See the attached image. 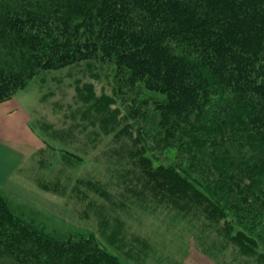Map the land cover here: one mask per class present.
<instances>
[{"label":"trees","instance_id":"16d2710c","mask_svg":"<svg viewBox=\"0 0 264 264\" xmlns=\"http://www.w3.org/2000/svg\"><path fill=\"white\" fill-rule=\"evenodd\" d=\"M85 61L114 65L130 104L122 129L105 130L117 145L108 163L133 166L137 196L224 221L242 257L264 252V0H0V103ZM0 264L123 263L93 235L22 219L0 195Z\"/></svg>","mask_w":264,"mask_h":264},{"label":"rangeland","instance_id":"374dc122","mask_svg":"<svg viewBox=\"0 0 264 264\" xmlns=\"http://www.w3.org/2000/svg\"><path fill=\"white\" fill-rule=\"evenodd\" d=\"M107 65L101 70L96 61H85L41 73L13 95L36 146L18 180L31 192L19 194L39 205L19 214L51 235H93L123 264H264L261 250L253 257L233 250L226 240L235 233L224 221L185 215L148 192L137 196L133 166L116 171L108 163L109 149L117 145L105 127L122 129L116 125L123 126L130 104L121 103L115 67ZM141 96L164 97L148 89ZM104 98L114 101L112 120L105 121Z\"/></svg>","mask_w":264,"mask_h":264},{"label":"crops","instance_id":"0c3cea01","mask_svg":"<svg viewBox=\"0 0 264 264\" xmlns=\"http://www.w3.org/2000/svg\"><path fill=\"white\" fill-rule=\"evenodd\" d=\"M26 125L27 116L23 114V109L21 112L14 98L0 103V195L12 212L22 219L20 209L32 211L34 206H39L19 194L31 192L18 180L25 172L26 162L36 151L35 142L28 137Z\"/></svg>","mask_w":264,"mask_h":264}]
</instances>
